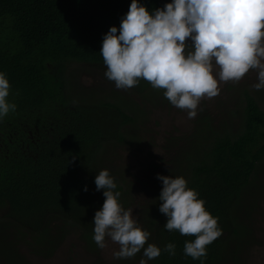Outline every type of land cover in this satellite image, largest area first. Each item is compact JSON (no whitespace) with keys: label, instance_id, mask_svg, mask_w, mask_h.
I'll list each match as a JSON object with an SVG mask.
<instances>
[{"label":"trees","instance_id":"obj_1","mask_svg":"<svg viewBox=\"0 0 264 264\" xmlns=\"http://www.w3.org/2000/svg\"><path fill=\"white\" fill-rule=\"evenodd\" d=\"M131 2L0 0V72L11 85L8 101L17 105L0 119V213L6 211L0 228L12 230L13 241H24L37 255L51 256L70 230L80 232L88 250L97 249L93 219L105 197L103 189L96 190V175L109 171L122 206L132 189L106 163L107 153L119 144L142 145L137 133L147 122L146 100L169 106L165 90L143 79L131 89L117 90L87 85L81 74L115 86L105 76L100 51L104 35L112 26L119 29ZM138 2L153 13L173 0ZM187 43L192 46L190 39ZM239 86L224 101L229 114H220L223 123H216L210 112L199 114L192 135L183 138L186 144L170 152V165L150 182L139 219L151 234L145 247L155 244L161 255L148 260L142 249L129 259L100 258L92 264L142 259L147 264H239L246 258L244 250L260 243L253 221L264 194V92ZM129 94L143 98L141 106ZM231 102L233 110L226 106ZM158 174L184 177L218 218L222 235L206 247V258L184 254L185 241L195 237L164 228ZM0 234L5 235L2 229ZM11 242L3 236L0 264H26L14 251L10 254ZM168 243L176 245L175 256L164 251Z\"/></svg>","mask_w":264,"mask_h":264},{"label":"clouds","instance_id":"obj_2","mask_svg":"<svg viewBox=\"0 0 264 264\" xmlns=\"http://www.w3.org/2000/svg\"><path fill=\"white\" fill-rule=\"evenodd\" d=\"M100 54L105 76L117 89H131L143 79L164 89V97L194 119L202 99L216 97L221 83H238L250 70L258 81L252 87L264 89V0H173L153 13L132 0L119 29L112 26L104 35ZM10 88L0 72V119L17 108L7 99ZM157 179L163 184L159 211L167 217L164 228L195 237L185 241L184 254L206 258V247L222 235L218 218L184 177L158 174ZM95 185L105 197L93 219L95 244L105 249L106 237L118 244L115 259L132 258L142 249L148 260L158 258L162 250L155 244L145 247L151 234L138 226L133 209L119 203L120 192L114 191L117 185L107 169L99 171ZM175 249L168 243L164 251L175 256Z\"/></svg>","mask_w":264,"mask_h":264},{"label":"rangeland","instance_id":"obj_3","mask_svg":"<svg viewBox=\"0 0 264 264\" xmlns=\"http://www.w3.org/2000/svg\"><path fill=\"white\" fill-rule=\"evenodd\" d=\"M81 74H84L83 79L87 85H101L105 89H117L111 84H104V81L99 80V77L87 76L85 72ZM257 82L256 71L250 70L238 83L231 81L221 83L219 85V95L212 99L205 98L201 100L194 119H188L186 111L176 108L171 103H168L169 106H167L155 99L146 100V109L148 111L147 122L142 124V130H139L137 133V138L141 137L143 139L142 145L139 144V148H127L119 144L112 147L111 153H107L106 155V163L109 167L112 170L120 171L125 182L132 188L127 197V206L124 205L122 207L125 210L129 208L133 209V216L137 220L139 227L148 231L146 221L140 222L139 217L141 215V207L148 198L147 192L151 186L150 182L152 178L156 173L161 172L170 165V152L175 150L177 146L186 144L183 138L192 135L199 114L210 112L211 117L214 118L216 123H223L220 114H229L225 110L224 101L229 99L232 94L234 95L237 89L243 87L239 85H247L252 91L254 89L252 86ZM227 85H231L232 87H228ZM259 92H264V89L259 90ZM129 96L139 103V105L142 103V100L144 101L143 98L136 96V94H129ZM219 101H223V108L222 105L219 106ZM226 106L233 110L232 102L231 106L228 103ZM164 146L168 147L165 149ZM174 172L172 171V174ZM260 174L261 181L264 183V170ZM5 213V209H3L0 216ZM253 226L256 228L255 235L258 237L260 243L244 250L246 258L241 259L239 264H264V194L261 196L256 207ZM0 229L5 234H0V250H2L3 236H5L6 241L12 240V251L10 254L13 255L14 251L15 256H20L23 260L22 263L26 264H92L100 258L106 261L116 260L113 258L112 253L119 250V245L112 243L107 237V247L105 249H100L97 246L95 251L88 250L81 240L80 232L70 230L62 238L55 252L49 257H44L32 252L24 241H13L12 230L4 227ZM140 261L133 264H140Z\"/></svg>","mask_w":264,"mask_h":264}]
</instances>
